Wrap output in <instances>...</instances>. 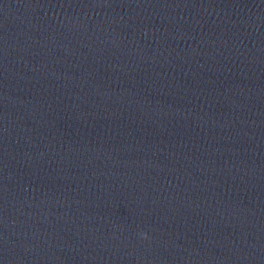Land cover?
Wrapping results in <instances>:
<instances>
[{
    "label": "water",
    "instance_id": "95a60500",
    "mask_svg": "<svg viewBox=\"0 0 264 264\" xmlns=\"http://www.w3.org/2000/svg\"><path fill=\"white\" fill-rule=\"evenodd\" d=\"M0 264H264V0H0Z\"/></svg>",
    "mask_w": 264,
    "mask_h": 264
},
{
    "label": "clouds",
    "instance_id": "9594fccd",
    "mask_svg": "<svg viewBox=\"0 0 264 264\" xmlns=\"http://www.w3.org/2000/svg\"><path fill=\"white\" fill-rule=\"evenodd\" d=\"M140 235H141V236H146V233H141Z\"/></svg>",
    "mask_w": 264,
    "mask_h": 264
}]
</instances>
